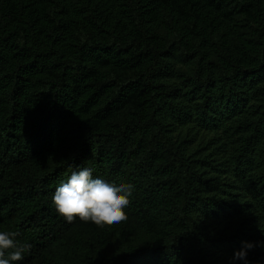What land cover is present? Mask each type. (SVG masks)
I'll list each match as a JSON object with an SVG mask.
<instances>
[{"label":"trees","instance_id":"trees-1","mask_svg":"<svg viewBox=\"0 0 264 264\" xmlns=\"http://www.w3.org/2000/svg\"><path fill=\"white\" fill-rule=\"evenodd\" d=\"M84 168L125 222L57 213ZM2 231L13 264H264V0H0Z\"/></svg>","mask_w":264,"mask_h":264},{"label":"clouds","instance_id":"clouds-1","mask_svg":"<svg viewBox=\"0 0 264 264\" xmlns=\"http://www.w3.org/2000/svg\"><path fill=\"white\" fill-rule=\"evenodd\" d=\"M133 186L105 182L93 178L91 169L84 168L70 174L67 182H62L52 196L57 213L68 223L77 218L98 227L114 226L127 220L125 209ZM17 232H0V264H13L23 259V254L31 248L30 244H18ZM243 247L234 253V259L245 260L252 243L242 242ZM7 253V255H6Z\"/></svg>","mask_w":264,"mask_h":264}]
</instances>
